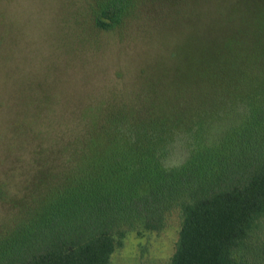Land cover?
Returning <instances> with one entry per match:
<instances>
[{"label":"rangeland","instance_id":"374dc122","mask_svg":"<svg viewBox=\"0 0 264 264\" xmlns=\"http://www.w3.org/2000/svg\"><path fill=\"white\" fill-rule=\"evenodd\" d=\"M104 2L0 0V239L59 183L93 121L123 110L213 124L211 109L261 90L264 0H135L110 30L95 25ZM178 237L173 218L112 264H170Z\"/></svg>","mask_w":264,"mask_h":264},{"label":"trees","instance_id":"16d2710c","mask_svg":"<svg viewBox=\"0 0 264 264\" xmlns=\"http://www.w3.org/2000/svg\"><path fill=\"white\" fill-rule=\"evenodd\" d=\"M134 7L105 0L95 25L119 26ZM260 74L261 90L236 97L230 113L211 109L213 124L212 116L186 127L123 110L93 121L59 183L0 239V264H112L130 236L160 233L173 218L170 264H264Z\"/></svg>","mask_w":264,"mask_h":264}]
</instances>
